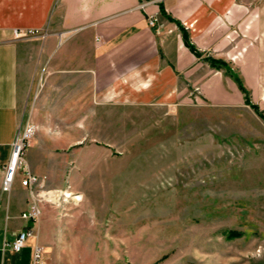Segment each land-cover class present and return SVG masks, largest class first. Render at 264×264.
Here are the masks:
<instances>
[{
    "label": "rangeland",
    "instance_id": "rangeland-1",
    "mask_svg": "<svg viewBox=\"0 0 264 264\" xmlns=\"http://www.w3.org/2000/svg\"><path fill=\"white\" fill-rule=\"evenodd\" d=\"M256 1L247 31L259 60L230 66L259 112L240 91L220 102L190 84L172 99L139 97L130 85L77 99L67 85L52 93L39 74L25 123L34 124L27 147L36 138L40 166L34 190L48 207V264H264V0Z\"/></svg>",
    "mask_w": 264,
    "mask_h": 264
},
{
    "label": "crops",
    "instance_id": "crops-1",
    "mask_svg": "<svg viewBox=\"0 0 264 264\" xmlns=\"http://www.w3.org/2000/svg\"><path fill=\"white\" fill-rule=\"evenodd\" d=\"M252 2L0 0V264H31L33 243L48 240L46 205L37 201L40 214L36 220L21 217L31 202L30 189L21 183V176L14 177L9 190L2 189L10 142L18 128L31 120L26 116L27 103L39 74L41 85H50L52 93L67 85L74 98L89 101L105 99L113 90H124V85L141 93L139 97L172 99L189 84L211 100L231 101L240 91L235 81L226 75L232 84L226 87L223 69L211 66L203 56L224 59L240 69L247 62H258L247 31L256 18ZM261 3L255 2L259 7ZM167 14L180 21L201 56L185 45L179 26ZM14 27H36L46 33L14 38ZM35 140L30 141L25 157L40 175ZM45 158L53 164L52 156ZM25 226L33 227L35 235L22 248L16 251L5 244Z\"/></svg>",
    "mask_w": 264,
    "mask_h": 264
},
{
    "label": "built area",
    "instance_id": "built-area-1",
    "mask_svg": "<svg viewBox=\"0 0 264 264\" xmlns=\"http://www.w3.org/2000/svg\"><path fill=\"white\" fill-rule=\"evenodd\" d=\"M149 24H154V19H149ZM45 31L36 27H14V38L30 37L34 35L44 36ZM34 130V124L27 122L20 126L10 142L11 149L9 157L3 165L4 176L2 189L9 190L14 177L18 174L21 176V183L30 189L31 202L26 210L21 213V217L36 220L40 214V206L37 201L40 200V193L34 190L35 185L39 182V177L34 173L24 157L25 149L28 145L30 136ZM35 235V230L31 226H25L20 229L11 241L5 242L14 250H19L26 243L28 237ZM31 264H48L42 245L35 241L32 245Z\"/></svg>",
    "mask_w": 264,
    "mask_h": 264
},
{
    "label": "trees",
    "instance_id": "trees-1",
    "mask_svg": "<svg viewBox=\"0 0 264 264\" xmlns=\"http://www.w3.org/2000/svg\"><path fill=\"white\" fill-rule=\"evenodd\" d=\"M160 10L162 13L166 14L165 9L163 8V5L160 4ZM169 19L175 21L177 25L179 26L181 30V35L183 38V41L185 45L197 56H201L202 52L195 47V45L192 43L191 39L189 38L188 33L186 32L185 28L183 25L180 23L179 20L173 18L171 15L167 14L166 15ZM203 58L209 62V64L217 69H223L224 72L229 75L236 83L238 89L243 93V100L245 103H249L254 107L255 110L258 111V106L253 103L250 99L249 96V89L246 87L244 84L242 78L239 76L238 72L235 71L224 59L221 58H215L209 55H204ZM259 112V111H258ZM262 116V113H260ZM239 231L236 230H228L227 235L228 236H233L239 234Z\"/></svg>",
    "mask_w": 264,
    "mask_h": 264
},
{
    "label": "bare ground",
    "instance_id": "bare-ground-1",
    "mask_svg": "<svg viewBox=\"0 0 264 264\" xmlns=\"http://www.w3.org/2000/svg\"><path fill=\"white\" fill-rule=\"evenodd\" d=\"M56 191H61V190H52V192L50 191V195H52V194H54V196L56 195V194H58V193H55ZM44 193H46V192H44ZM48 193V192H47ZM65 193V195H67V196H70L71 195V192H64ZM74 198V197H73ZM19 252V251H18Z\"/></svg>",
    "mask_w": 264,
    "mask_h": 264
}]
</instances>
